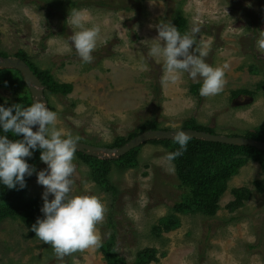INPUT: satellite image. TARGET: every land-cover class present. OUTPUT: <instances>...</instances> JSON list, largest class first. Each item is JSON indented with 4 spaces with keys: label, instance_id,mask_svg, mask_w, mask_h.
Here are the masks:
<instances>
[{
    "label": "rangeland",
    "instance_id": "obj_1",
    "mask_svg": "<svg viewBox=\"0 0 264 264\" xmlns=\"http://www.w3.org/2000/svg\"><path fill=\"white\" fill-rule=\"evenodd\" d=\"M70 1L0 0V52L8 53L0 57L21 58L23 51L34 67L49 69L58 81L73 84L65 96L44 88L47 106L57 113L56 125L65 133L84 143L114 148L110 145L118 137L127 138L151 117L161 123L157 129H177L193 118L215 134L241 137L264 125V90L257 89L264 81V50L256 44L258 32L264 30V0H80L78 8L86 13L88 26L100 28L89 64L81 63L68 42ZM177 15L187 20L188 32L200 26L195 36L209 50L206 62L213 67L228 65L220 93L208 97L199 90L195 93L193 85L200 83L187 74L175 83L164 82L162 58L148 57L146 44L158 35L155 26L161 21L173 24ZM240 89L254 93L234 95ZM0 94L9 99L13 95L3 87ZM156 140L164 139L135 147L136 167L112 163L109 178L115 190L97 183L91 166L74 154L73 193L97 195L107 209L97 226L102 242L114 231L115 248L125 264H134L144 248L157 253L158 259L148 264H264V189L255 185L264 179L261 162L249 159L231 177L215 216L175 212L179 226L158 234L153 227L174 214L183 186L174 162L170 165L165 158L168 148ZM39 157L40 152L36 171L47 167ZM241 187L253 194L242 206L230 209L232 190ZM43 191L34 173L27 196L42 199ZM0 264L60 262L51 246L31 235L21 220L7 218L0 222ZM64 264L108 263L100 248H90L64 257Z\"/></svg>",
    "mask_w": 264,
    "mask_h": 264
},
{
    "label": "clouds",
    "instance_id": "obj_2",
    "mask_svg": "<svg viewBox=\"0 0 264 264\" xmlns=\"http://www.w3.org/2000/svg\"><path fill=\"white\" fill-rule=\"evenodd\" d=\"M66 22L72 29L68 42L81 63H92L100 28L88 26L86 13L79 8L69 10ZM155 27L158 35L151 40L153 43L146 44L147 55L162 58L164 82L175 83L182 74H187L191 80L200 83L199 94L203 97L214 96L223 90L228 65L213 67L206 62L209 50L195 36L200 32L199 25H194L183 35L170 21H161ZM257 37V47L264 50V30H260ZM56 122L57 113L42 99L34 97L27 106L20 103L9 107L0 105V131L12 132L16 137L22 134L18 139L0 135V184L9 189L17 186L23 189L25 177L36 174L37 183L44 186L42 216L36 218L30 231L50 245L55 258L64 264L66 256L101 246L97 226L104 220L107 209L97 195L73 193L74 154L79 137L65 133ZM33 126H36L35 131ZM172 139L178 148L166 153L170 165L186 151L190 135L177 128ZM36 150L40 151V160L47 165L39 171L25 159Z\"/></svg>",
    "mask_w": 264,
    "mask_h": 264
},
{
    "label": "trees",
    "instance_id": "obj_3",
    "mask_svg": "<svg viewBox=\"0 0 264 264\" xmlns=\"http://www.w3.org/2000/svg\"><path fill=\"white\" fill-rule=\"evenodd\" d=\"M70 2L72 8H78L82 3L80 0H73ZM173 25L178 28L181 35L188 33L187 20L182 15H177L175 17ZM7 55L8 53L6 52H0V56ZM18 56L28 63L43 83L45 91L50 94L63 96L72 92V83L58 81L49 69H38L34 67L23 51H21ZM2 87L9 89L13 95L9 99L0 94V105L9 107L14 103H20L27 106L31 103L30 93L18 70L0 69V88ZM199 88L200 84L193 85V91L195 93L198 92ZM257 89L264 90V81H261V83L258 84ZM238 93H248L252 95L254 92L248 89H240L237 90L234 95H237ZM160 124L161 123L157 118L151 117L150 121L142 124L127 138L122 136L118 137L110 146H122L138 133L160 128ZM180 128L215 133L213 129L198 124L196 119L193 118L185 120ZM164 129L167 128L164 127ZM0 135H7L10 139L22 138V134L20 137H16L12 132L3 133L0 131ZM245 137L264 141V125L247 133ZM155 142L162 143L168 148L169 152L178 148V145L173 139L156 140ZM39 152V150H36L30 158H25L31 166H36ZM75 153L78 154L85 163H88L91 166V175L93 179L106 189L109 188L115 190L109 178L112 163L116 164L119 168L137 166V148L132 149L120 158L113 160H102L77 150ZM249 159L260 161L264 168V151L253 146H237L190 138L186 151L173 160L176 174L183 186L182 198L174 204V214L172 213L161 218L160 224L153 227V231L160 234L161 230H171L179 226L180 219L176 215L177 212H202L211 217L215 216L219 209V201L228 188L229 180L233 175L238 173L240 167ZM31 178L32 176L25 177L26 186L23 189H20L19 186L9 189L0 184V222L7 218L19 219L30 230L31 225L35 223L36 218L42 216L40 208L42 207L43 200L39 198H28L27 196L28 181ZM255 185L258 187V190H263L264 179L256 181ZM232 192L235 199L229 204L230 209L242 206L244 201L250 199L253 194L252 190L247 187L233 188ZM30 233L35 236L32 231H30ZM115 247V234L113 231L110 233V236L102 242L99 248L108 264H125V259L117 253ZM156 254L157 253L154 249L144 248L138 251L134 264H148L151 261L157 260L158 257Z\"/></svg>",
    "mask_w": 264,
    "mask_h": 264
},
{
    "label": "water",
    "instance_id": "obj_4",
    "mask_svg": "<svg viewBox=\"0 0 264 264\" xmlns=\"http://www.w3.org/2000/svg\"><path fill=\"white\" fill-rule=\"evenodd\" d=\"M5 67L17 69L23 76V79L31 92L32 98L35 97L38 99H42L46 102L44 85L25 60L17 57H0V68ZM180 129H183L186 134H189L190 138L220 142L237 146H253L259 150L264 151V141L261 140L241 136L209 133L207 131L196 129ZM35 130L36 126H33V131ZM174 130L176 129L147 130L146 132L135 136L133 139L129 140L124 145L114 148L95 146L81 141H77L76 150L90 156L102 157L103 159H117L125 155L131 149L137 147L144 141H148L151 139H172Z\"/></svg>",
    "mask_w": 264,
    "mask_h": 264
}]
</instances>
